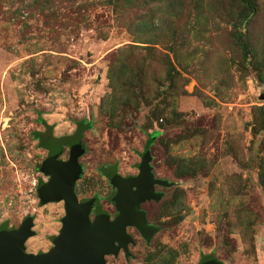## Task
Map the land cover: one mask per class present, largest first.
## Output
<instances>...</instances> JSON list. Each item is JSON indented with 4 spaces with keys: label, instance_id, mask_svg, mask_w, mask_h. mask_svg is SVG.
Masks as SVG:
<instances>
[{
    "label": "rangeland",
    "instance_id": "374dc122",
    "mask_svg": "<svg viewBox=\"0 0 264 264\" xmlns=\"http://www.w3.org/2000/svg\"><path fill=\"white\" fill-rule=\"evenodd\" d=\"M80 123L78 201L112 219L108 175L137 176L147 150L170 184L141 205L151 241L128 229L108 264H264V0H0V227L32 218L27 254L65 217L39 199L44 135Z\"/></svg>",
    "mask_w": 264,
    "mask_h": 264
},
{
    "label": "water",
    "instance_id": "95a60500",
    "mask_svg": "<svg viewBox=\"0 0 264 264\" xmlns=\"http://www.w3.org/2000/svg\"><path fill=\"white\" fill-rule=\"evenodd\" d=\"M62 144L70 150L67 162L58 160L63 153ZM45 147L49 155L41 171L50 179L39 186L38 195L43 204L64 203L61 234L53 239L54 248L49 252L27 254L24 244L33 234V219L25 218L18 229L8 230L4 224L0 227V264H106L105 256H117L120 250L128 259L131 255L128 245L134 241L127 234V227L135 228L147 243L151 241L159 228L147 224L146 214L139 207L147 201L159 202L163 194L156 193L154 187L168 188L170 184L154 178L149 150L142 156L137 176L123 178L116 171L110 175L117 189L113 198L118 212L116 217L111 221L107 214L99 213L91 223L94 200L79 202L74 192L82 172L78 160L85 152L81 134L76 133L63 141L51 137ZM201 264L221 263L212 258Z\"/></svg>",
    "mask_w": 264,
    "mask_h": 264
},
{
    "label": "flooded vegetation",
    "instance_id": "af4514ba",
    "mask_svg": "<svg viewBox=\"0 0 264 264\" xmlns=\"http://www.w3.org/2000/svg\"><path fill=\"white\" fill-rule=\"evenodd\" d=\"M53 139H56V138H54L53 137ZM57 140H60L61 141V139H57ZM60 146H61V143H60ZM64 145L62 144V147H63ZM65 146H67V145H65ZM68 147V146H67ZM46 148V147H45ZM46 150L48 151V149L46 148ZM49 152V151H48ZM61 156V155H60ZM60 156L58 157V160H59V158H60ZM59 161H61V160H59ZM116 173H118L117 171H116ZM112 174V173H111ZM110 174V175H111ZM110 175H108L109 176V179H110ZM48 178H50L49 176H47ZM128 177H133V176H128ZM126 178V177H125ZM155 187H159V186H155ZM155 187H154V191L156 192V193H161V192H159V191H156L155 190ZM75 188V187H74ZM116 193H117V191H116ZM116 193H114L113 194V197H112V200H113V198H114V196L116 195ZM93 200V199H92ZM114 201V200H113ZM79 202H84V201H79ZM147 202H150V201H147ZM156 202V201H155ZM112 204H114L115 205V203L113 202ZM144 204V203H143ZM142 205V204H141ZM139 210H142L141 209V206L139 207ZM143 211V210H142ZM99 213H104V214H106L105 212H103L98 206H97V202H96V200L95 201H93V205H92V210H91V214H90V221H91V223H93V221H94V219H95V217H96V215L97 214H99ZM118 214V212L116 211V212H114V214H113V217H112V219L110 218V220L112 221L115 217H116V215ZM146 214V213H145ZM93 215V217H94V219L93 220H91V216ZM108 215V214H107ZM109 216V215H108ZM147 219V218H146ZM147 224L148 225H150V226H153V227H156V226H154V225H152V224H149V222L147 221ZM128 229H134L136 232H138L135 228H133V227H127V229H126V232H127V230ZM127 234H128V232H127ZM138 234H139V232H138ZM130 235V234H129ZM131 236V235H130ZM139 236H140V238L142 239V240H144L145 241V239L139 234ZM132 237V236H131ZM133 238V237H132ZM153 238V237H152ZM134 241V240H133ZM146 242V241H145ZM129 245H131V244H129ZM129 245H128V247H129ZM119 255H123L124 256V259L125 260H127L126 258H125V254H124V252L122 251V250H120V252L118 253V255L117 256H114V255H107V256H105V263L106 264H108V261H107V259L108 258H114V259H116V258H118V256ZM129 259V258H128Z\"/></svg>",
    "mask_w": 264,
    "mask_h": 264
},
{
    "label": "trees",
    "instance_id": "16d2710c",
    "mask_svg": "<svg viewBox=\"0 0 264 264\" xmlns=\"http://www.w3.org/2000/svg\"><path fill=\"white\" fill-rule=\"evenodd\" d=\"M243 6H244V9L247 11V10H251V5L250 4H248V3H243ZM86 125H84L83 123H80L79 125H78V127H77V130H76V132L75 133H78V134H81L82 135V133L86 130ZM48 129V131H47V133L44 135V137H45V139L43 140V145L45 146V143L51 138V137H53L52 136V134H51V128L50 127H48L47 128ZM39 136H40V134H39ZM41 137V136H40ZM154 137L155 136H150L149 137V139H148V142H147V144H146V146H147V149L150 147V145L152 144V142H153V140H154ZM65 140L67 139V138H64ZM63 139H61V141H62ZM63 145H65V144H63ZM114 171H116V168H113V172ZM208 259H212V256H210V257H208ZM205 260H207V259H201V261L200 262H203V261H205Z\"/></svg>",
    "mask_w": 264,
    "mask_h": 264
}]
</instances>
